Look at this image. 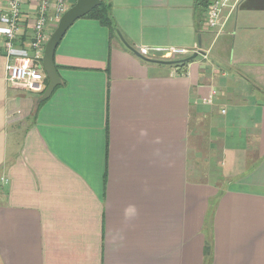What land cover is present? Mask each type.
I'll return each instance as SVG.
<instances>
[{"label":"crops","instance_id":"1","mask_svg":"<svg viewBox=\"0 0 264 264\" xmlns=\"http://www.w3.org/2000/svg\"><path fill=\"white\" fill-rule=\"evenodd\" d=\"M101 2L115 35L76 20L41 103L5 80L0 37V264H264V0H230L217 36L194 0ZM35 9L22 6L20 45ZM116 31L140 53L202 54L180 73ZM203 148L218 162L205 175Z\"/></svg>","mask_w":264,"mask_h":264},{"label":"built area","instance_id":"2","mask_svg":"<svg viewBox=\"0 0 264 264\" xmlns=\"http://www.w3.org/2000/svg\"><path fill=\"white\" fill-rule=\"evenodd\" d=\"M26 0H0V37L2 54L6 60L5 80L14 86H24L28 90L41 94L45 87L46 77L42 71V58L45 44L55 29L61 16L72 6L70 0H33L35 2V20L32 26V37L26 46L18 43V32L22 6ZM230 0H213L209 5L205 24L209 29L218 27L220 15ZM51 31V32H50ZM141 53L148 58L161 60H176L185 58L189 52L185 49L171 48L168 50H148ZM217 95L215 89H210L203 98V103L209 105ZM7 183V180L2 179Z\"/></svg>","mask_w":264,"mask_h":264},{"label":"water","instance_id":"3","mask_svg":"<svg viewBox=\"0 0 264 264\" xmlns=\"http://www.w3.org/2000/svg\"><path fill=\"white\" fill-rule=\"evenodd\" d=\"M100 5V0H76V2L61 16L55 29L50 34L44 48V54L42 58V71L45 74L48 81L47 86L38 98L37 103H41L47 100L52 94L53 90L61 84L60 78L54 66V52L63 38L66 31L72 26V24L84 16L88 15L93 9ZM116 35L123 46L130 51L138 59L156 65L163 66H175L183 63H188L194 60L198 54H202L201 51L194 53L191 56L176 59V60H161L148 58L141 54L139 51L132 48L124 40L119 31H116ZM198 47L200 48V38L198 37Z\"/></svg>","mask_w":264,"mask_h":264},{"label":"trees","instance_id":"4","mask_svg":"<svg viewBox=\"0 0 264 264\" xmlns=\"http://www.w3.org/2000/svg\"><path fill=\"white\" fill-rule=\"evenodd\" d=\"M212 1L213 0H194V10L196 12V16L198 19H202L204 17ZM85 17L93 18L97 20L101 25L107 27L112 35H115V28L109 13V6H107V4L101 2V4L98 7L93 9ZM188 63H183L172 67L177 68L178 71L181 73L184 71V68ZM210 248H211V242L208 240L206 242L205 252L206 253L209 252Z\"/></svg>","mask_w":264,"mask_h":264},{"label":"rangeland","instance_id":"5","mask_svg":"<svg viewBox=\"0 0 264 264\" xmlns=\"http://www.w3.org/2000/svg\"><path fill=\"white\" fill-rule=\"evenodd\" d=\"M221 41H222V39L216 38L213 41V44H212V47L211 48L214 51H217L219 49V47L221 46V43H222ZM226 43H228V49L227 50L225 49V55H227L229 57L230 56L232 57L233 52H234V39L232 37L231 38L229 37L227 39V41H225L224 45H226ZM219 51H221V48L219 49ZM240 69L241 68H238V70H236V71H239ZM228 71H231V70H228ZM228 77L230 78V76H228ZM226 83H228V80L226 81ZM216 91H217L218 94H221L220 92L223 93L224 92V89H223V87L220 86V88H218ZM214 99H213V101H214ZM223 110L227 112V108L226 107H223ZM222 115L224 116V113ZM236 115L238 117V122L237 123H238V125H240L241 124V121H242L243 114H236ZM221 128H222V131L221 132L224 133V135H231L232 134V133H230V129L223 128V127H221ZM205 129L206 128H201L199 130V133H198L199 134V138L201 139V141L203 143L202 144L203 146H207V141H208V136H207V134L205 132ZM216 131L219 132L218 129H216ZM205 149H207V148H203V155H202L204 175L209 172L210 161H211L210 159L215 160L214 163H218L216 161V158H215L217 152L215 151L214 156H212L213 154L211 152H204ZM204 181H205V178H204Z\"/></svg>","mask_w":264,"mask_h":264}]
</instances>
